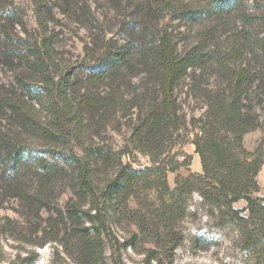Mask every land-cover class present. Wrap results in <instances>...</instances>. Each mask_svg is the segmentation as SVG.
Here are the masks:
<instances>
[{"label": "rangeland", "instance_id": "rangeland-1", "mask_svg": "<svg viewBox=\"0 0 264 264\" xmlns=\"http://www.w3.org/2000/svg\"><path fill=\"white\" fill-rule=\"evenodd\" d=\"M132 1L0 0V138L9 145L23 144L24 151L15 177L9 176L0 162V264H245L236 229L222 224L196 193L185 196L182 216L162 232V239L139 232L131 218L132 205L125 196L121 202L103 205L102 201L92 210L93 221L82 213L96 203L89 196L81 201L75 195L77 168L67 163L64 156L81 155L91 144L123 149L132 127L133 111L128 105V92L132 88L128 77L121 80L119 93L126 94L123 100L126 107L122 109H110L105 104L85 110L76 99L87 92L95 98H109L110 81H92L91 75L96 55L107 45L122 42L128 36L130 24L143 14ZM139 1L159 14V28L178 36L179 51L202 45L205 51L220 55L229 69L245 70L252 76L264 75V51L258 44L264 39V22L258 18V23H247V16L262 15L254 1L247 2L242 12L220 22L197 25L176 18L177 3H168L172 8H167L162 6L167 0ZM183 3L198 6L205 0H183ZM149 22L157 23L154 19ZM236 25L238 31L250 33L254 42L239 52L238 60H233L230 52ZM50 36L53 60L46 59L43 67H37L38 53H43V43ZM241 45L246 46L245 39ZM196 78L202 84L216 80L214 74L201 72ZM65 80H69L67 98L57 91ZM141 84L142 76H136L133 88ZM194 84L193 76H189L178 90L189 119L203 111L202 100L195 101L186 95ZM255 95L251 88L249 98L256 99ZM8 103L23 107L21 111L30 114L33 121L23 123L21 116L8 109ZM63 108L70 116L61 119L58 114ZM255 112L259 126L244 137L250 151L261 147L264 150V103L256 104ZM77 119L83 121L81 129L73 122ZM197 131L190 124L184 131L185 142L181 144L180 138L173 141V151L179 152L180 159L188 157L190 165L182 169L183 176L190 171H202L192 142ZM40 157L58 165L54 174L41 167L44 162L41 163ZM123 161L136 169L152 163L151 157L137 152L125 154ZM107 168L96 170L95 179L99 183L111 173ZM176 177V173H168L171 187H175ZM156 196L155 189L145 188L140 200L149 204L152 200L156 202ZM74 202L81 206V218H71L67 212ZM243 206L244 202L237 204ZM150 217L153 232L158 231L157 218ZM84 228L90 229L89 239L93 242L90 249L81 235Z\"/></svg>", "mask_w": 264, "mask_h": 264}, {"label": "trees", "instance_id": "trees-1", "mask_svg": "<svg viewBox=\"0 0 264 264\" xmlns=\"http://www.w3.org/2000/svg\"><path fill=\"white\" fill-rule=\"evenodd\" d=\"M249 1L260 6L262 15L247 16V23H258V18L264 22V0H205L198 6L185 4L183 0H167L162 2V6L170 8L168 3H177L174 8L176 18L197 25L220 22L224 17L242 12ZM132 2L139 6L138 10L143 14H139V19L130 24L128 36L122 42L107 45L102 53L96 55L91 75L92 81H110L109 98H95L87 92L76 99L78 106L85 110L105 104H109L110 109H122L126 107L123 102L126 94L119 93L121 80L128 77L132 88L128 92V105L133 111L132 127L124 148L107 149L102 145L91 144L84 148L81 155L64 156L67 163L77 168L73 184L75 195L81 201L89 196L97 205L82 213L86 219L93 221L95 215L92 210L97 209L102 201L103 205L121 202L119 200L125 196L132 205L131 218L139 232L162 239V232L169 230L175 220L182 216L181 203L185 196L196 193L202 203L210 208L212 215H218L222 224L236 229L240 249L245 253V264L248 261L264 264V196L259 194L258 182V174L264 166V150L261 147L250 151L244 142L245 135L259 126L255 105L264 103V75L252 76L245 70L229 69L220 55L205 51L202 45L179 51L176 45L178 36L159 28V14L142 1ZM151 19L157 23L151 25ZM233 31L236 33L232 36L234 43L230 53L233 60H238L241 55L239 52L254 40L250 33L238 31L237 25ZM50 38L47 37L43 43V53H38L37 67H43L46 59L53 60ZM244 39L246 46L241 45ZM258 44L264 51V39H260ZM198 72L209 76L214 74L215 82L208 80L202 84L196 78ZM139 75L143 78V84L135 89L133 80ZM189 76H193L195 84L187 89L186 95L192 100L203 102L201 115L191 119L178 92L182 81ZM68 81H63L57 87L59 95L65 98ZM251 88H254L256 99L248 96ZM246 101L252 104L248 105ZM7 107L21 116L23 123L33 121L31 115L23 113V107L18 104L8 103ZM71 115L78 116V113ZM58 116L64 119L70 114L63 108ZM76 121L73 122L77 129H81L83 121ZM190 124L198 129L192 142L200 157L202 171H190L187 176H183L182 169L188 168L190 164L186 155L180 159L179 152L173 151V141L180 138L181 144L184 143V131ZM22 146L9 145L6 139L0 138V162L9 176L15 177L19 173L23 162ZM134 152L151 157V165L136 169L124 164L123 156ZM39 160L44 162L41 167L48 173L56 172L57 164L43 157ZM101 167H108L111 173L99 183L95 174ZM170 172L177 174L175 187H171L168 182ZM145 188L157 191L156 202L152 200L144 204L140 200ZM241 202H244V206L237 207ZM80 207L78 202L69 205V216L81 218ZM151 215L157 218L158 231L153 232ZM81 232L87 239L86 247L92 248L90 229L84 228ZM204 239L207 240L206 237Z\"/></svg>", "mask_w": 264, "mask_h": 264}, {"label": "crops", "instance_id": "crops-1", "mask_svg": "<svg viewBox=\"0 0 264 264\" xmlns=\"http://www.w3.org/2000/svg\"><path fill=\"white\" fill-rule=\"evenodd\" d=\"M197 172H200L199 169L196 170ZM258 182L260 184V192L259 194L264 196V166L261 168L259 174H258Z\"/></svg>", "mask_w": 264, "mask_h": 264}]
</instances>
